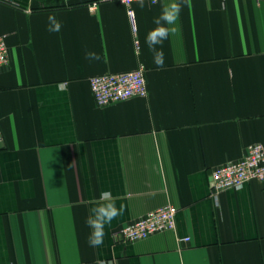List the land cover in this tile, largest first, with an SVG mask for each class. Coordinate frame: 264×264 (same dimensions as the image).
Segmentation results:
<instances>
[{"label":"crops","instance_id":"crops-1","mask_svg":"<svg viewBox=\"0 0 264 264\" xmlns=\"http://www.w3.org/2000/svg\"><path fill=\"white\" fill-rule=\"evenodd\" d=\"M94 1L0 0V264H264V183L211 181L264 145V0H177L163 67L145 38L173 0L134 2L133 24ZM139 67L145 97L95 103L91 77ZM105 192L125 210L93 247L85 221ZM167 204L174 232L116 238Z\"/></svg>","mask_w":264,"mask_h":264},{"label":"built area","instance_id":"built-area-1","mask_svg":"<svg viewBox=\"0 0 264 264\" xmlns=\"http://www.w3.org/2000/svg\"><path fill=\"white\" fill-rule=\"evenodd\" d=\"M116 1L127 9V15L133 24L134 13L131 5L137 0H95L89 6L95 10L102 2ZM158 0H145L154 4ZM9 63L8 49L0 38V69ZM92 96L98 106H106L112 103L121 102L133 97H145L148 93L147 83L143 67L129 72H120L93 76L88 81ZM2 135L0 131V143ZM212 191L217 194L226 189H238L250 181L264 183V145L256 143L249 145L246 154L238 162H231L218 166L211 173ZM176 229L175 209L167 204L132 221L116 232V238L120 241L135 242L148 238L161 232ZM179 241L187 242L189 238H182Z\"/></svg>","mask_w":264,"mask_h":264},{"label":"clouds","instance_id":"clouds-1","mask_svg":"<svg viewBox=\"0 0 264 264\" xmlns=\"http://www.w3.org/2000/svg\"><path fill=\"white\" fill-rule=\"evenodd\" d=\"M153 2H155V0H153ZM137 3L141 8L145 6V0H137ZM184 4H188V0H184ZM181 10L182 4L177 2V0L163 5L160 16L154 19V23L157 26L146 35L145 43L153 54V62L158 67H163L164 65V52L162 47L158 48L157 46H162L163 41L168 39V37L175 32V28H169L167 25H174L177 22ZM48 20L50 25H52L49 27V31H60L62 25L56 20L54 15H49ZM86 58L97 61L101 59L96 53H88ZM105 198H108L109 202L93 209V214L85 221L86 225L92 229L88 242L89 245L93 247H98L103 244L105 225H110L112 220L123 215L125 210L123 204H121L119 208L116 206L114 199L110 198V193H102L101 199Z\"/></svg>","mask_w":264,"mask_h":264}]
</instances>
